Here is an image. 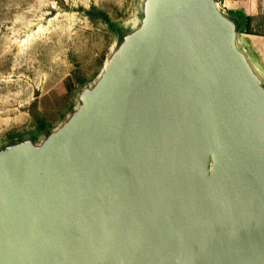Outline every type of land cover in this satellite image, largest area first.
<instances>
[{"label": "water", "instance_id": "obj_1", "mask_svg": "<svg viewBox=\"0 0 264 264\" xmlns=\"http://www.w3.org/2000/svg\"><path fill=\"white\" fill-rule=\"evenodd\" d=\"M214 0H142L41 141L0 146V264H264V78Z\"/></svg>", "mask_w": 264, "mask_h": 264}, {"label": "rangeland", "instance_id": "obj_2", "mask_svg": "<svg viewBox=\"0 0 264 264\" xmlns=\"http://www.w3.org/2000/svg\"><path fill=\"white\" fill-rule=\"evenodd\" d=\"M142 0H0V146L33 135L41 141L36 115L52 129L78 104L79 82L99 76L120 28L138 21ZM226 13L249 17L239 43L264 78V0H226ZM16 141V140H14Z\"/></svg>", "mask_w": 264, "mask_h": 264}, {"label": "trees", "instance_id": "obj_3", "mask_svg": "<svg viewBox=\"0 0 264 264\" xmlns=\"http://www.w3.org/2000/svg\"><path fill=\"white\" fill-rule=\"evenodd\" d=\"M230 15L236 17L238 19V21L240 22V30L239 32L242 33L245 30H247L248 27V22H249V17L245 15V13L242 10H235V11H230L229 12ZM88 15L93 19L94 16L95 17H101V19L106 22L109 26V28L114 31L116 34H119L123 28L118 27L115 23L111 22L108 17L106 16V14H104L103 12H100L96 9L90 11L88 13ZM79 84L82 86H84L85 82H79ZM36 122H37V129L39 131H41L42 133L46 134L47 132H49L52 127L50 126V124H48L43 118H41L40 116L36 115ZM33 138H35L33 135H30ZM22 137L18 138V139H14V140H19ZM13 140V141H14Z\"/></svg>", "mask_w": 264, "mask_h": 264}, {"label": "built area", "instance_id": "obj_4", "mask_svg": "<svg viewBox=\"0 0 264 264\" xmlns=\"http://www.w3.org/2000/svg\"><path fill=\"white\" fill-rule=\"evenodd\" d=\"M216 5L221 8L222 10L226 6V0H214Z\"/></svg>", "mask_w": 264, "mask_h": 264}]
</instances>
